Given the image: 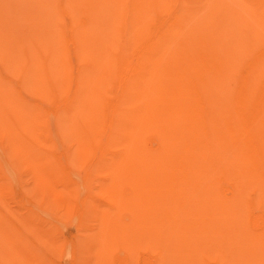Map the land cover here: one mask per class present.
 <instances>
[{"label":"bare ground","instance_id":"6f19581e","mask_svg":"<svg viewBox=\"0 0 264 264\" xmlns=\"http://www.w3.org/2000/svg\"><path fill=\"white\" fill-rule=\"evenodd\" d=\"M0 173L76 248L264 264V0H0Z\"/></svg>","mask_w":264,"mask_h":264},{"label":"rangeland","instance_id":"374dc122","mask_svg":"<svg viewBox=\"0 0 264 264\" xmlns=\"http://www.w3.org/2000/svg\"><path fill=\"white\" fill-rule=\"evenodd\" d=\"M47 111L50 114H55L57 107L55 105L49 106ZM64 167L67 171L69 166L64 164ZM15 177L17 176L15 175ZM9 184V189H6V185ZM0 186V209L6 211L14 223L24 229L22 233L16 231L17 234L22 236L21 238L17 234L10 232L12 234L11 237L16 240L14 243L10 242V238L7 237L5 239L0 234V241H3V251H0V264H42L40 254L49 257L50 264H156L155 251L146 244H137L130 255L122 248L123 246L110 245L111 247H109L106 243H103L104 241H101V244H98V242H86V245L76 248L77 239L74 241V235L76 234L77 236L76 231H72L73 235L69 234L68 231L71 233L73 228L69 227L67 230V226H61V232L58 230L51 231L50 224L47 223L48 220L46 219V221L44 218L47 215L38 210L37 203L32 202L33 199L32 201L31 199L29 200L31 197L25 192L26 189H23L25 188L23 180L18 182L16 178L6 179L0 173ZM12 191L13 193H11ZM30 207L31 209L34 207L38 211L35 212L34 217L25 216V209H30ZM75 210H77L75 211L78 213L77 215H80L79 211H83V206L76 205ZM58 211L62 213L60 208H58ZM0 221H4L3 216H0ZM51 221L54 222L53 224L57 223L54 219ZM79 234L81 235L82 233ZM26 237L36 241L37 250L33 248L32 244L27 242ZM69 241H73L72 243L75 244L76 250L72 248L74 245H71L72 243L69 244ZM55 246H60V249L56 248V251L53 252L52 250ZM49 248L52 254H47Z\"/></svg>","mask_w":264,"mask_h":264}]
</instances>
